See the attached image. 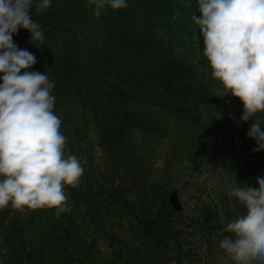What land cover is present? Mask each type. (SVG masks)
I'll return each mask as SVG.
<instances>
[{
    "label": "trees",
    "instance_id": "16d2710c",
    "mask_svg": "<svg viewBox=\"0 0 264 264\" xmlns=\"http://www.w3.org/2000/svg\"><path fill=\"white\" fill-rule=\"evenodd\" d=\"M94 7L34 2L44 41L13 35L46 63L65 155L84 172L58 216L0 209V264H220L224 225L244 211L227 190L255 186L264 149L246 135L242 102L211 76L198 2L127 0L99 17ZM178 187L189 189L181 213L170 203Z\"/></svg>",
    "mask_w": 264,
    "mask_h": 264
},
{
    "label": "clouds",
    "instance_id": "9594fccd",
    "mask_svg": "<svg viewBox=\"0 0 264 264\" xmlns=\"http://www.w3.org/2000/svg\"><path fill=\"white\" fill-rule=\"evenodd\" d=\"M48 9L52 0H0V209H55L68 211L66 186H76L84 172L75 154L65 155L66 136L54 112V81L47 71L29 70L34 53L18 48L13 35L23 28L30 40L44 41L41 25L32 18ZM193 17L203 37V54L211 76L224 95L238 97L240 120H252L246 135L255 139L254 151L264 149V0H197ZM93 15L106 6L127 7V0H89ZM244 211L225 223L216 253L220 264H264V173L255 186L233 183L227 190Z\"/></svg>",
    "mask_w": 264,
    "mask_h": 264
},
{
    "label": "rangeland",
    "instance_id": "374dc122",
    "mask_svg": "<svg viewBox=\"0 0 264 264\" xmlns=\"http://www.w3.org/2000/svg\"><path fill=\"white\" fill-rule=\"evenodd\" d=\"M29 70H38L41 72H46L47 71V65L43 60L40 59H36V63L32 66L31 69ZM179 193H180V197L182 199V202L184 203V206H187V200H188V195H189V189H187L188 191H185L183 188H179ZM232 264V263H231ZM253 264H255V261L253 262Z\"/></svg>",
    "mask_w": 264,
    "mask_h": 264
},
{
    "label": "water",
    "instance_id": "95a60500",
    "mask_svg": "<svg viewBox=\"0 0 264 264\" xmlns=\"http://www.w3.org/2000/svg\"><path fill=\"white\" fill-rule=\"evenodd\" d=\"M170 203L172 208L177 211V212H182L183 211V205L181 203L178 189L174 188L173 191L170 194Z\"/></svg>",
    "mask_w": 264,
    "mask_h": 264
},
{
    "label": "bare ground",
    "instance_id": "6f19581e",
    "mask_svg": "<svg viewBox=\"0 0 264 264\" xmlns=\"http://www.w3.org/2000/svg\"><path fill=\"white\" fill-rule=\"evenodd\" d=\"M178 193H179V191H178Z\"/></svg>",
    "mask_w": 264,
    "mask_h": 264
}]
</instances>
